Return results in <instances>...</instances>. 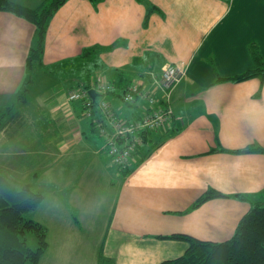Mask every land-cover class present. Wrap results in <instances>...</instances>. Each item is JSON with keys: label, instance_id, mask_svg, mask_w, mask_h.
Returning <instances> with one entry per match:
<instances>
[{"label": "crops", "instance_id": "1", "mask_svg": "<svg viewBox=\"0 0 264 264\" xmlns=\"http://www.w3.org/2000/svg\"><path fill=\"white\" fill-rule=\"evenodd\" d=\"M6 1L37 10L45 0ZM34 46V23L0 9V110L21 93L36 95L27 63ZM254 49L264 66V0H66L48 20L41 58L32 63L55 81L38 93L53 102L50 117H61L63 103L75 117L68 126L53 120L48 131L55 135L39 136L37 162L51 166L37 175L49 186L48 193L37 189L46 196L37 208L48 230L43 258L80 257L67 251L68 242L100 232L98 261L113 264L176 259L188 244L172 235L231 240L252 207L264 205V76L233 80L259 67ZM83 66L86 81L137 84L173 113L166 129L146 134L126 170L111 163L82 105L66 101ZM170 67L182 73L166 94L161 83ZM108 98L124 118L139 119L148 108L142 97L131 105L120 93ZM13 138L20 133L10 137L9 123L1 125V157L14 163L19 159L4 152ZM209 191L220 195L196 205Z\"/></svg>", "mask_w": 264, "mask_h": 264}, {"label": "trees", "instance_id": "2", "mask_svg": "<svg viewBox=\"0 0 264 264\" xmlns=\"http://www.w3.org/2000/svg\"><path fill=\"white\" fill-rule=\"evenodd\" d=\"M65 1L45 0L40 8L30 10L1 0L0 9L25 17L36 26L37 46L31 48L27 61L31 67L34 61H39L41 58L48 20ZM92 52L93 50H89L83 55L87 57ZM254 52L259 67L234 77V81L240 82L256 76H264L263 62L255 49ZM91 82L88 80L83 86L77 85L73 89H90ZM78 103L83 107V102ZM84 115L88 117L85 110ZM94 123L92 121V124ZM95 132L103 142V137L96 125ZM219 195L209 191L196 205L205 199ZM44 199L42 192L17 188L8 176L2 170L0 171V264L40 263L41 257L49 247L48 230L44 225L30 218L28 214L39 208ZM29 233H33L37 238L36 249L28 245ZM169 238L186 241L188 248L182 256L160 264H264V205L253 206L240 221L233 238L227 242H203L185 235H172ZM106 264L112 263L108 260Z\"/></svg>", "mask_w": 264, "mask_h": 264}, {"label": "rangeland", "instance_id": "3", "mask_svg": "<svg viewBox=\"0 0 264 264\" xmlns=\"http://www.w3.org/2000/svg\"><path fill=\"white\" fill-rule=\"evenodd\" d=\"M65 66L66 65L60 66L56 68L55 71L61 72V69L63 67L65 68ZM85 68L87 67L83 66V69L80 68L77 71H75L76 78L78 77V79H80V82H78L77 85L83 86L86 83V80L84 77L85 75L84 73L86 71ZM62 72H64L63 69H62ZM32 75H34L35 78L37 77V80H38L37 88L33 89L35 90L34 93L37 92L36 95L42 90H45L47 87H49L51 84L55 82V81H49V79L51 78L50 75H48L46 71H42V69L37 68L36 70H34V68L31 67L29 76L33 77ZM57 87H54L53 90H55V88ZM36 95L32 93V97H28L29 93L27 95L21 93L18 96V98H16L15 102L12 103L13 105L9 106V108L5 107V109L0 110V128H1V125L9 123L10 137H13V135L14 137H17L18 134L20 133L19 141H16L17 139L13 138L10 140L9 145L5 141V146H7L8 152L4 151L5 154H8L10 152L13 156L16 157V159H19L18 160L19 162L13 163L12 161L8 162L7 160L2 159L1 150H2L3 144H2V141H0V168L5 167V165L7 164L8 169L3 168L2 171L3 173H5V175L8 176V178L15 184L17 188L19 189L28 188L35 192H37V189H38L41 191H46L48 193L49 186L40 182L38 180L39 176L37 177L39 172L40 174L44 172L42 170L48 171V173L51 171V166L48 167V162L43 163V164H40L37 162L38 146L39 144H41L40 139L41 137H43V134H48V135L50 134L51 137L55 135V131L53 129L51 131H48L50 130V126L52 125L51 122L53 120L55 121V119L58 118L57 122L59 121L62 124L67 123L66 126H68V124L72 125L74 123L72 121L75 120V117L73 116L70 110L68 112L63 109L65 103L59 105L62 111L61 117L59 116V114H57V117L55 116L53 117V115L51 114L53 118L50 117L49 111L51 109L50 106L52 105L53 107V104H52L53 102L49 101V99L48 101L44 100L42 97H40L39 94L37 95V97ZM72 103H76V102H72ZM45 108L47 110H44ZM45 119L47 120L45 121ZM37 123H39L38 126H37ZM65 128L66 127L61 128V129L64 130ZM40 135L41 137H39ZM110 160L112 163L111 158ZM41 191H38V192H41ZM44 197L46 198L45 194H44ZM44 202H45V199L43 200V203ZM28 216L32 218L33 220L37 221V216L39 217V213H37V209H36L32 211L31 213H29ZM102 230L104 231V228H102ZM103 239L104 238L100 232V234L96 233L95 235L92 233L88 234L87 241L84 240L83 242H78V241L72 240L71 242H68L67 251L70 252L71 250H74L76 251V253L81 252V256L79 257L72 253L68 256L64 254L58 261H55L52 259L53 257L50 255L51 253L47 255L46 258H43L44 255L48 251L47 249L46 252L41 257L42 260L40 259L39 264H56V263L57 264H80V262L76 261L79 258L84 261L83 264H106L107 260L104 261L103 259H100L98 261V255L100 254V252L98 251L95 253V249H99L100 245H102ZM27 242L30 248L32 249L37 248V238L33 233H29L27 235ZM109 261L113 264L112 260H109ZM28 264H31V263H28Z\"/></svg>", "mask_w": 264, "mask_h": 264}, {"label": "built area", "instance_id": "4", "mask_svg": "<svg viewBox=\"0 0 264 264\" xmlns=\"http://www.w3.org/2000/svg\"><path fill=\"white\" fill-rule=\"evenodd\" d=\"M181 73L179 67H170L163 73L161 86L166 94L179 81ZM90 90L98 94L95 100L92 99ZM116 93H120L123 102L127 105L134 104L137 98L142 97L148 107L143 117L129 119L116 113L108 98ZM67 100L69 103L83 102L86 115L93 119L103 137L106 153L112 159V163L123 170L128 169L133 162L135 153L144 141L145 133L166 129L173 116L171 110L160 107L152 94L142 93L139 85L115 86L102 76L91 82L90 89L71 90Z\"/></svg>", "mask_w": 264, "mask_h": 264}, {"label": "water", "instance_id": "5", "mask_svg": "<svg viewBox=\"0 0 264 264\" xmlns=\"http://www.w3.org/2000/svg\"><path fill=\"white\" fill-rule=\"evenodd\" d=\"M89 93H90L92 99H94V100H95L96 97L98 96V94H97L94 90H90Z\"/></svg>", "mask_w": 264, "mask_h": 264}]
</instances>
